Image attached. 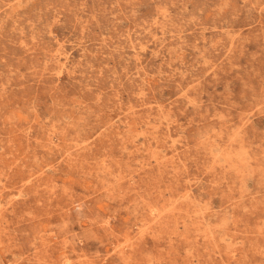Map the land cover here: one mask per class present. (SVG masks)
<instances>
[{
	"label": "rangeland",
	"instance_id": "1",
	"mask_svg": "<svg viewBox=\"0 0 264 264\" xmlns=\"http://www.w3.org/2000/svg\"><path fill=\"white\" fill-rule=\"evenodd\" d=\"M0 264H264V0H0Z\"/></svg>",
	"mask_w": 264,
	"mask_h": 264
}]
</instances>
